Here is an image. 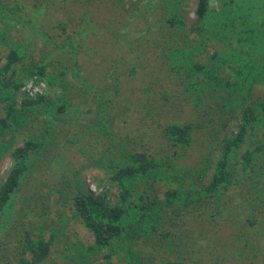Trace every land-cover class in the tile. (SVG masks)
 I'll return each mask as SVG.
<instances>
[{"label":"trees","instance_id":"1","mask_svg":"<svg viewBox=\"0 0 264 264\" xmlns=\"http://www.w3.org/2000/svg\"><path fill=\"white\" fill-rule=\"evenodd\" d=\"M7 1L0 0V162L11 156L12 164L0 180L2 244L19 229L5 217L26 220L14 207L35 203L48 172L54 182L35 238L26 228L22 241L30 264L52 254L54 264H203L208 251L229 263L235 237L227 223L241 213L250 232H239L237 250L262 253L254 235L264 237V0H194V20L183 13L187 0H149L139 17L120 0L117 11L135 19L134 29L125 32V21L111 29L121 53L101 58L94 80L78 56L84 42L99 40V21L74 16L62 46L47 37L51 61L39 62L32 44L10 31L38 29L39 6L51 1L32 9ZM29 83L44 84L46 95L19 100ZM181 107L195 117L176 120ZM9 136L22 144L12 147ZM72 150L85 163L77 167ZM87 171L98 187H118L113 204L108 189H84ZM196 215L209 216L212 228L202 231ZM84 229L90 245L79 238Z\"/></svg>","mask_w":264,"mask_h":264},{"label":"rangeland","instance_id":"2","mask_svg":"<svg viewBox=\"0 0 264 264\" xmlns=\"http://www.w3.org/2000/svg\"><path fill=\"white\" fill-rule=\"evenodd\" d=\"M49 1H51L47 3V5L51 3L49 9L48 7L47 9H44L45 3H42L43 5L39 6V7H43L44 14L41 17L40 22H38L39 24L37 25V27H39L38 29L31 30V32H29L28 34L24 36V35H20V33H17V29L21 28L19 26V27H16V29H13L10 31V36H14L15 41H16V37H19L20 43H24V44L31 43L32 47H30L28 51L30 55L31 53L34 54L36 61L40 62L44 60L46 62H50L52 58L45 55L48 52V49L44 46L46 45L47 37L49 38V36H51L52 40L56 42L57 46H62L63 44L62 40L65 39L67 35L71 32L70 27H73L72 24H75V22H73L74 16L80 17V19L86 16L87 17L86 23L92 20H94L95 23L99 21L98 23L100 25L99 27H101V29L104 30L100 33L101 35L99 34V40L92 41L88 38L89 41H86L83 43V49L78 56V62L80 65H82L80 66L82 70V74H88L91 76V78L93 77V79L91 80H94L97 77V75H99L98 67L100 66L99 65L100 59L104 57L111 59L113 57H117V55L121 53L119 52L120 50H118L117 48V45L119 46V44L113 38L112 36L113 31L111 29H113V27L121 28L120 26L123 24V21H125L127 25L130 27L126 29L125 32H127V30L130 32L131 28L134 29V27H131V25L133 22H135V19L133 21H130L128 20L130 16L129 13L127 14V16H125L123 15L122 11H117L116 4L120 0H49ZM121 1H123L124 3H127L124 8L130 9V6L132 7L131 4H133V7L131 8V13L134 14V17L137 13H138L137 17L141 16L143 13L141 14L140 12L144 11L147 7L151 6V5L149 6L150 4L149 0H121ZM13 2L16 3V0L7 1V3L11 7H12ZM36 2L39 3L38 0H25V3L29 6L30 9H32V7H35V5L37 4ZM136 3L138 4L139 9H135L134 4ZM57 4H59L61 8H59ZM184 5H185L183 6L184 15L186 16L187 19L194 20L195 12H196L195 6H194V0H187ZM139 10L141 11L139 12ZM66 12H68L69 14L67 15ZM34 14L35 12L32 10L30 11V13H28L29 17H34L33 16ZM67 16L71 17L70 21ZM61 27H64V29H66V32H63ZM79 28H82V27H79ZM120 46L124 47V44L122 43ZM3 50L4 49L0 50V57H2L1 55L5 53V50L4 51ZM4 62L5 61L3 59H0V67L2 64H4ZM121 69L129 70L128 66L126 67L123 65H121ZM103 80H104V77L103 75H101L100 83H102ZM111 82L112 80H107L105 85L111 88L112 86L109 85V83ZM102 85L104 84L102 83ZM34 93L35 94L44 93L46 95V91L43 85L34 87L32 86V84L29 83L28 86H26V88L21 91L20 96L18 98L20 100L21 98H23L24 94H27L28 96H32V94ZM82 99H84V97ZM16 108H19V105H17ZM191 114H194V112L191 109H189V107H186V108L181 107L179 111L177 112L175 119L184 122V121H187V119L190 117H193V118L195 117V115L192 116ZM4 115H5L4 108L0 107V117H3ZM231 128H234V126L230 124L229 129ZM9 140L10 142H12L11 143L12 147H16V145L22 144L21 139L20 138L16 139V136H9ZM72 151L74 153V158L72 159L73 162L77 160L79 161V164H77V167L78 165L85 163V159L83 156H81L80 153H77L76 150H72ZM11 159H12L11 156H7V158H5L4 160L2 159L3 162H0V180L6 176L12 164ZM40 174H41L40 171L34 174V186L36 185L38 181H40L39 180L40 178L38 177ZM92 177H94L92 171H89V172L87 171L83 173L82 178H83L84 189L86 191L87 190L93 191L95 195L96 194L98 195L101 192V190L108 189L111 193L109 200H110V203L113 204L116 200L114 195L117 193L118 187L110 186L108 183H105V182L103 183L101 187H98L97 182H95L92 179ZM41 181L43 183V187L40 192V197L35 199V203L30 204L27 207H25L27 203H25L23 207H19V205H17V208L16 206L14 207L13 212L16 213V209L19 210L21 212L20 216L23 217V215H26V220H24L23 222H19L21 218H14L12 213H11V216L5 217L8 219V222L12 223L11 227H15L16 229H18V226H19V229L16 232V236L14 238H12L11 240L5 239L7 243L2 244L0 241V264L1 263L30 264V254L24 252L22 241L24 240V235L28 234L27 229H30L32 233V238H35V236L33 235L35 232V229H31V228L32 227L35 228L34 225L37 223H40V218L38 219V215H40L45 205L44 203L45 197L47 196V193L50 190L49 185H51L54 182V177L51 176L47 172L43 176V178H41ZM63 210L67 212V209L65 207L63 208L60 207V211L62 212ZM56 211L57 210H54L50 213L53 219H56ZM239 215H242L241 220L239 221L236 220V222L233 223L234 224L233 226L231 223H227L229 227L234 228L233 236L235 237L234 244L231 247L233 253H232V256L230 254V262L227 263V261L224 260L223 257H219L218 254L212 255V252L208 251L205 254L208 257V259L205 258L204 256L201 257L203 264H263L264 263V257H262V255L260 256V254L264 255V237H260V236L256 237V235H254L255 241L262 248V253L260 254H258L255 251H252L250 256L244 257L243 254L240 253L241 250H237L236 240H238V237L240 234L239 232L242 230L250 232L249 228L247 226H244L246 223L244 222L243 214L241 213ZM196 218L201 224L202 231H208L209 229L212 228L213 221H211V219L209 220V216H206L205 220H203L202 218L200 219V217L197 215H196ZM252 218L258 219L260 217L252 216ZM205 225L208 230H205L206 229ZM49 237H50V234L45 235L46 240L49 239ZM55 237H60V235L55 236ZM79 238L81 239V241H83L87 245H90L93 240L90 232L85 229L79 232ZM5 244H8L7 246L8 250L7 251L5 250L4 252ZM59 244L57 246H59ZM148 250L150 249L148 248ZM149 255H153V254L149 252ZM49 258L50 260L45 261L44 264H54L58 260L56 259V257L53 260L54 258L53 254L49 256ZM23 259H26L27 261H23Z\"/></svg>","mask_w":264,"mask_h":264},{"label":"clouds","instance_id":"3","mask_svg":"<svg viewBox=\"0 0 264 264\" xmlns=\"http://www.w3.org/2000/svg\"><path fill=\"white\" fill-rule=\"evenodd\" d=\"M43 85V87L45 88V85L44 84H42ZM33 90V89H32ZM38 94H43V95H45L44 93H37V94H33L32 96H36V95H38ZM29 97H31V96H29Z\"/></svg>","mask_w":264,"mask_h":264},{"label":"built area","instance_id":"4","mask_svg":"<svg viewBox=\"0 0 264 264\" xmlns=\"http://www.w3.org/2000/svg\"><path fill=\"white\" fill-rule=\"evenodd\" d=\"M33 95V94H32Z\"/></svg>","mask_w":264,"mask_h":264}]
</instances>
